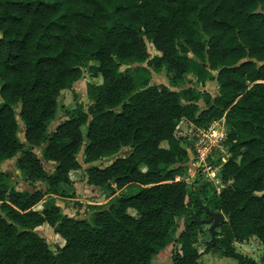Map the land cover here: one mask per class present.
<instances>
[{"label":"trees","instance_id":"obj_1","mask_svg":"<svg viewBox=\"0 0 264 264\" xmlns=\"http://www.w3.org/2000/svg\"><path fill=\"white\" fill-rule=\"evenodd\" d=\"M260 8L264 0H0V163L20 155L21 176L46 185V191L19 190L0 171V264H152L173 242L180 247L168 264H201L209 251L258 264L234 243L256 236L264 245ZM148 43L157 51L152 57ZM84 67L103 79L87 83L91 104L86 110L80 103L50 129L62 91L82 78ZM164 68L170 85L153 83V72ZM215 71V98L194 87H170L190 73L204 83ZM221 118L231 155L221 171L225 186L207 205L227 221L200 252L195 244L204 223L193 220L203 219L200 192L182 178L189 142L178 126ZM123 148L130 153L117 157ZM109 157L115 159L106 163ZM83 168L89 185L128 192L108 208L94 206L90 220L43 203L45 193L58 194ZM181 216L185 228L174 238ZM45 224L64 240L57 251L37 231Z\"/></svg>","mask_w":264,"mask_h":264},{"label":"rangeland","instance_id":"obj_2","mask_svg":"<svg viewBox=\"0 0 264 264\" xmlns=\"http://www.w3.org/2000/svg\"><path fill=\"white\" fill-rule=\"evenodd\" d=\"M260 10H264V8H260ZM148 50L150 52L151 57L157 54V51L155 50L154 46L151 43H148ZM92 64H96L95 61L91 62ZM143 65H146V63H143ZM128 66H123L122 70L126 69ZM132 67H135L133 65ZM163 76H167L165 79V84L170 85L169 82V73L164 68L163 70ZM167 74V75H165ZM216 74L217 72H213L214 77L210 80H207L206 82H199L197 81V77L193 75L192 73L188 74L185 79V83L181 84L178 87L170 86L172 89L175 90H181L183 88L187 87H194L200 90L201 92H209L213 98L218 96V83L216 81ZM155 76V72H154ZM89 77H91L92 81L95 83H101L102 77L101 76H93L92 73L84 67V72L82 78L74 83V85L62 91L60 97H59V104L58 109L55 118L49 123V128H54L57 124L63 122L64 120L68 119L71 115L74 114V110L77 108V106L81 103L84 105V108L87 110L89 105L91 104V101L89 100L87 96V83L89 81ZM153 83H163L162 80H157L155 77L152 80ZM2 86V82L0 81V88ZM185 102V101H183ZM3 100L0 97V107L3 105ZM199 105L202 108H206L205 103L201 100L199 101ZM19 120V137L24 140V124L22 123L21 119L18 117ZM193 125L186 122V124L180 123L178 126V136L181 138H186L185 140L189 142V137L192 134V127ZM162 145L164 147L168 146L167 142H163ZM129 150L127 148L123 149L118 156H124L127 154ZM35 153L38 157L42 158V155L40 151L35 149ZM20 156V155H18ZM18 156L16 158H18ZM15 158V159H16ZM14 159V160H15ZM80 159L83 160V155H80ZM107 160V159H106ZM112 160H114V157H109L106 163H111ZM44 166L48 172H53L55 169V165L52 163H47L43 161ZM183 164V163H182ZM184 166V176L182 178H185L188 186L190 189H194L198 187V192H200L199 196L203 200V203L207 205L215 198V196L219 193L218 188L216 185L210 189V183L207 184H201L200 180L197 181L194 175V169L192 168V163H190V157L186 161V163L183 164ZM86 167V166H84ZM1 168V167H0ZM3 169V168H2ZM7 170V169H3ZM9 172H11V176L17 180V187L22 188L23 186H28L29 184L26 183V180L19 175V171H12L8 169ZM17 172V173H14ZM72 183L70 185H63L61 189L59 190L58 194H48L45 193V200L43 203L50 206L52 203L60 204V206L63 208L64 211H67L71 216H75L78 218H84L86 220H90L91 215L95 209L94 206H102L104 208H108L110 206V203L121 193H123L125 190L116 189V192L111 191L110 189H101L98 187H92L87 183V176L85 173V169H80L72 173L71 175ZM198 184H200L198 186ZM215 184V183H214ZM42 186V187H40ZM43 184H37L34 187L42 188L43 191H46V188H43ZM220 186V184H219ZM225 186V183L222 182L220 188ZM45 189V190H44ZM210 189V190H209ZM221 191V189H220ZM126 193L128 190L126 189ZM43 203L38 205V209H41L43 207ZM194 200L191 198L188 200L189 206L194 205ZM202 218H207L206 212L202 210L201 215ZM185 216L178 217L175 221L174 226L171 229V233L174 236V238H178L179 233L184 230L185 228ZM210 224H203L202 229L198 232L197 238H196V247L200 252H204L208 244L212 240V236L210 233ZM37 231L43 234L48 242L51 245V248L54 251H57V247L59 245L64 244V240L55 233L54 229L50 227L49 225H43L42 227H38ZM220 231L219 228H217V232ZM219 237V235H217ZM180 245L178 242L171 243L168 245L164 250L159 252L157 255H155L152 259V264H168L172 262V254L174 251L179 250ZM236 249L244 253L248 256L253 257L258 264H264V245L263 243L257 238L251 236L248 240L238 243L235 245ZM201 264H239L237 260L229 257L222 256L219 252H204L200 258Z\"/></svg>","mask_w":264,"mask_h":264},{"label":"built area","instance_id":"obj_3","mask_svg":"<svg viewBox=\"0 0 264 264\" xmlns=\"http://www.w3.org/2000/svg\"><path fill=\"white\" fill-rule=\"evenodd\" d=\"M192 127L188 151L194 175L196 179L210 183V186L216 185L220 192L222 167L231 155L227 144L228 126L225 119H216L203 126L193 124Z\"/></svg>","mask_w":264,"mask_h":264},{"label":"crops","instance_id":"obj_4","mask_svg":"<svg viewBox=\"0 0 264 264\" xmlns=\"http://www.w3.org/2000/svg\"><path fill=\"white\" fill-rule=\"evenodd\" d=\"M164 70V69H163ZM161 71V72H155V76H154V72H153V78L155 77V79H159V80H162L163 81V83H160V84H165V79L167 78V76H163V72L164 71ZM165 75H167V74H165ZM155 84H157V83H155ZM186 122H188L189 124H191V125H193V123H191V122H189V121H187V120H182L180 123H182V124H186ZM123 149H125V148H123ZM122 149V150H123ZM128 150H129V152L128 153H130V151H131V148H127ZM121 150V151H122ZM127 153V154H128ZM127 154H125V155H127ZM119 155V154H118ZM118 155H117V157H118ZM124 155V156H125ZM18 156V155H17ZM17 156H15V157H13V158H11V159H6V160H4V161H2L1 163H0V171H4V172H6L9 176H11V172H9V170L8 169H10V170H12V171H16V170H18L17 169V167H16V161H17ZM19 157V156H18ZM16 158V159H15ZM15 159V160H14ZM115 159V158H114ZM108 160V159H107ZM106 160V161H107ZM105 161V162H106ZM113 161V160H112ZM108 163V162H107ZM7 169V170H3V169ZM14 173H17V172H14ZM19 173H20V171H19ZM19 175H21V173L19 174ZM12 177V176H11ZM13 178V177H12ZM13 179H15V178H13ZM26 183L27 184H29L28 186H23L22 188H18L17 187V189H19V190H29V191H34V190H36V189H42V188H40V187H42V186H40V187H38V188H36V187H34L35 185H37V184H43L44 186H43V188H45L46 187V185H45V183L44 182H42V181H37V182H35V183H33V184H30V182H28V181H26ZM92 187H95V186H93V185H91ZM45 190V189H44ZM57 205H60V204H57ZM66 213H68L67 211H65ZM69 214V213H68ZM70 215V214H69ZM45 225H47V224H45ZM40 227H42V226H40ZM180 234V233H179ZM253 237H256V236H253ZM238 243H242V242H235L234 244L236 245V244H238Z\"/></svg>","mask_w":264,"mask_h":264},{"label":"water","instance_id":"obj_5","mask_svg":"<svg viewBox=\"0 0 264 264\" xmlns=\"http://www.w3.org/2000/svg\"><path fill=\"white\" fill-rule=\"evenodd\" d=\"M89 81H92L91 77H89ZM114 183L115 180H112ZM197 199L200 205V208L206 212L208 215L207 218L198 219L196 217L193 218V220L197 221L198 224L205 223L210 224V233L212 236V239L214 240L217 236V228H219L225 221H227L225 214L221 211H215L211 210L208 205H205L203 203V200L200 198L199 195H197Z\"/></svg>","mask_w":264,"mask_h":264}]
</instances>
